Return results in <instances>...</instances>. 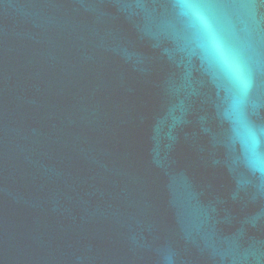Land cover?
I'll return each instance as SVG.
<instances>
[{"label": "water", "instance_id": "1", "mask_svg": "<svg viewBox=\"0 0 264 264\" xmlns=\"http://www.w3.org/2000/svg\"><path fill=\"white\" fill-rule=\"evenodd\" d=\"M200 2L247 87L177 0H0V264H264V0Z\"/></svg>", "mask_w": 264, "mask_h": 264}, {"label": "clouds", "instance_id": "2", "mask_svg": "<svg viewBox=\"0 0 264 264\" xmlns=\"http://www.w3.org/2000/svg\"><path fill=\"white\" fill-rule=\"evenodd\" d=\"M179 15L184 19L186 26L191 30L196 46L199 47L207 56L213 57V51L208 36L197 22L193 12L199 8L206 10L204 4L200 0H177ZM253 142L248 151L249 162L256 167V170L261 171L264 175V168L259 165L264 161V156L258 150L259 140L255 132L252 133Z\"/></svg>", "mask_w": 264, "mask_h": 264}, {"label": "snow or ice", "instance_id": "3", "mask_svg": "<svg viewBox=\"0 0 264 264\" xmlns=\"http://www.w3.org/2000/svg\"><path fill=\"white\" fill-rule=\"evenodd\" d=\"M193 15L209 38L213 57L225 65L244 87H247L244 68L236 54L229 49L226 40L220 35L213 16L207 10L199 8L194 10Z\"/></svg>", "mask_w": 264, "mask_h": 264}]
</instances>
